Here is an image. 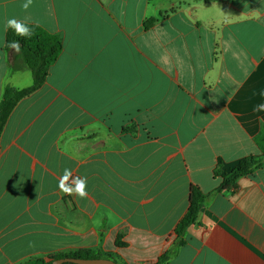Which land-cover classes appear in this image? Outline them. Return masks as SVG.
Masks as SVG:
<instances>
[{
    "label": "crops",
    "instance_id": "obj_1",
    "mask_svg": "<svg viewBox=\"0 0 264 264\" xmlns=\"http://www.w3.org/2000/svg\"><path fill=\"white\" fill-rule=\"evenodd\" d=\"M0 0V103L33 85L5 24L63 38L0 138V264L83 249L121 264H264V0ZM87 199L60 192L65 169ZM193 187L207 196L184 245ZM117 240L124 244L117 246Z\"/></svg>",
    "mask_w": 264,
    "mask_h": 264
},
{
    "label": "trees",
    "instance_id": "obj_2",
    "mask_svg": "<svg viewBox=\"0 0 264 264\" xmlns=\"http://www.w3.org/2000/svg\"><path fill=\"white\" fill-rule=\"evenodd\" d=\"M32 29L33 34L30 38L17 36L13 30L9 29L6 35V49L7 43L18 40L21 44V55L15 56L13 68L19 69L18 59L20 58L24 66L28 67L33 74V85L29 88L19 90L15 87L7 86L0 103V138L2 132L11 116L12 112L21 100L29 97L37 90H39L46 82L49 70L54 65L61 55L64 43L63 38L59 35L51 34L37 25L28 24ZM256 143L259 150L264 156V130L256 137ZM264 167V158L257 159L254 157L242 161L238 167L223 181V190H232L236 188L237 180L241 177L253 174L255 171ZM207 196L203 194L198 188L191 189L189 208L178 223L175 229V235L178 239V245H184V239L188 228L197 224L199 213L204 205ZM117 246L123 247L124 244L117 240ZM175 253V248L170 249L162 255L156 264H168L169 260ZM64 258L76 259H109L117 264L119 263L111 255H105L100 251H93L83 249L71 253H59L48 258L31 259L24 264H52L54 261Z\"/></svg>",
    "mask_w": 264,
    "mask_h": 264
},
{
    "label": "clouds",
    "instance_id": "obj_3",
    "mask_svg": "<svg viewBox=\"0 0 264 264\" xmlns=\"http://www.w3.org/2000/svg\"><path fill=\"white\" fill-rule=\"evenodd\" d=\"M33 0H25L22 4V8L27 11L32 5ZM8 29L20 37L30 38L33 34L32 29L24 21L17 20L16 18H10L5 24V31ZM7 47L13 50L14 54L21 53V44L18 40L7 43ZM254 111H264V104L257 105ZM58 188L61 193L65 195H75L78 199H87V177L73 176L70 169H65L63 175L59 179Z\"/></svg>",
    "mask_w": 264,
    "mask_h": 264
},
{
    "label": "water",
    "instance_id": "obj_4",
    "mask_svg": "<svg viewBox=\"0 0 264 264\" xmlns=\"http://www.w3.org/2000/svg\"><path fill=\"white\" fill-rule=\"evenodd\" d=\"M52 264H117V263L109 259L64 258L54 261Z\"/></svg>",
    "mask_w": 264,
    "mask_h": 264
},
{
    "label": "rangeland",
    "instance_id": "obj_5",
    "mask_svg": "<svg viewBox=\"0 0 264 264\" xmlns=\"http://www.w3.org/2000/svg\"><path fill=\"white\" fill-rule=\"evenodd\" d=\"M19 55H21V54H19ZM18 54H17V56H19ZM15 58V57H14ZM20 58L18 59V63H19V66H21V64H20ZM23 66H24V64H23Z\"/></svg>",
    "mask_w": 264,
    "mask_h": 264
}]
</instances>
